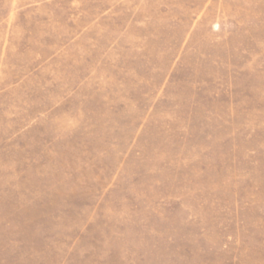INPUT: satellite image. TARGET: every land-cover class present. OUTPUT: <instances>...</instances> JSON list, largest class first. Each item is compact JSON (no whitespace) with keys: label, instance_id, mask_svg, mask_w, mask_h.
Listing matches in <instances>:
<instances>
[{"label":"rangeland","instance_id":"rangeland-1","mask_svg":"<svg viewBox=\"0 0 264 264\" xmlns=\"http://www.w3.org/2000/svg\"><path fill=\"white\" fill-rule=\"evenodd\" d=\"M0 264H264V0H0Z\"/></svg>","mask_w":264,"mask_h":264}]
</instances>
